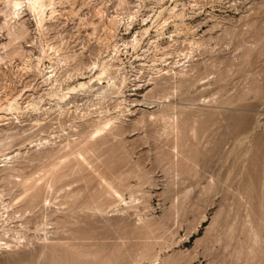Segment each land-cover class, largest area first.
I'll list each match as a JSON object with an SVG mask.
<instances>
[{
	"label": "rangeland",
	"instance_id": "obj_1",
	"mask_svg": "<svg viewBox=\"0 0 264 264\" xmlns=\"http://www.w3.org/2000/svg\"><path fill=\"white\" fill-rule=\"evenodd\" d=\"M125 1L53 0L25 44L44 66H2L1 161L19 152L10 166L44 182L23 199L1 169L0 202L18 214L0 264H264V0ZM57 43L68 82L48 58ZM97 61L119 69L90 90L78 68ZM188 61L189 90L160 98L152 69ZM53 65L54 87L42 75ZM107 120L118 135L90 141ZM63 145L74 148L60 164Z\"/></svg>",
	"mask_w": 264,
	"mask_h": 264
},
{
	"label": "bare ground",
	"instance_id": "obj_2",
	"mask_svg": "<svg viewBox=\"0 0 264 264\" xmlns=\"http://www.w3.org/2000/svg\"><path fill=\"white\" fill-rule=\"evenodd\" d=\"M53 3H54L53 0H0V34H2V37H4L5 38L4 40L6 41V43L0 44L1 45V48H0V71H1L4 63H6L7 61H12L16 58L28 57V60L30 63L29 66L32 65V63L34 62L35 56L32 54V51L28 50V48H31L32 46L31 45L28 47L25 46V44L28 45V44L33 42V41H31L32 31H31V27H30V25H31L30 24V20H31L30 17L33 16L36 19L38 26H42L44 17L47 14L48 10L52 9ZM125 4H126L125 0H120V6L125 5ZM53 12L54 11L52 9L51 14H53ZM102 13H104V11H102ZM99 16H102V15H99ZM118 17L119 16H117V18ZM128 17H129V20H132V22H133L134 17L132 15V13H130L128 15ZM110 22H111V24L109 26L110 27L109 29L112 31V30H116V28H114L112 26H115V25L118 26L120 20L118 22L116 20V17H114L110 20ZM145 26H147V25H145ZM128 27H129V23H128ZM128 27H127V30H129ZM148 30L149 29H146V32H148ZM147 35H149V34H147ZM29 39H30V41H29ZM60 42H62V41H60ZM124 45L126 46V49L129 46H131L133 49H135V48L137 49V46L139 45V40H138L137 36H134V39H133L131 44L125 43ZM62 46L63 45H58V43H57V45L51 46V48H50L51 53L48 55L49 56L48 58H51L52 56L58 57V63H57L58 66H59V64H62V65H64V67H66L65 69L63 68L62 76L65 78L64 82H68L71 79V76H73V75H71L72 72L70 74L69 73L70 70L68 71L69 62H71L72 56H69L67 53H65L63 51L65 49L64 48L65 45L63 47ZM140 49H142V48H140ZM118 53H119V51H117V54ZM144 53H148V51L144 50ZM35 60L37 61V63H36L37 70H39L40 67L44 66L43 60L41 58L37 57ZM80 66H81V68H78L79 71H83L86 69L91 70V73H92V77H91V81H90L91 87L90 86L87 87L86 84L81 85L82 87H84V88L87 87L90 90L96 86V82L99 83V82L103 81L107 76H109L110 72L113 69H116V70L119 69L116 65L109 63V62H105V63L99 65L98 61L92 62V64L89 65L88 67L86 65H84L83 63H81ZM190 68H192V64L190 61L185 62L183 65H181V69L179 71L178 70L176 71L175 69H171V70L165 69L164 70V69L153 68L152 72L155 73L154 75L156 76V78L152 79V81H154L155 89L158 90V92H159L158 94H159L160 98H163L164 100L167 99V101H168L169 95L168 96H167V94L164 95V93H166V91L169 90V88H171L170 90L177 89L178 85L184 86L187 88V90H189L190 87H189L188 83L191 81V78H192L191 72L193 71ZM44 69H45L44 72H42L43 79H45L44 82H46V83L52 82L51 85L53 87L55 86V84L61 83V80L59 79V76L57 75V72H56L57 66L53 65L52 71H47L48 68H44ZM143 70L144 69H141L140 71L142 72ZM83 78H85V77H83ZM83 78L81 77L82 80H83ZM140 79H142V77H140ZM177 79H179V84L177 83L178 82ZM163 84H165L166 87H163ZM123 85H124V83H123ZM135 86L137 87V86H139V84H135ZM136 90H139V89H135V91ZM66 96L67 95L63 96V98H62L63 101L66 99ZM159 100H161V99H159ZM162 103H164V102H162ZM152 104H154V103H149V105H152ZM163 117L165 118L164 115H163ZM36 123L38 125H40L39 121H37ZM122 123H124V122H122ZM116 125H118V124L115 122H112V120L100 122L98 124V126L96 127V130L90 136V141L95 140V138H99V137L102 138L104 136L106 137L108 135H112L113 133L116 132V130H120L121 127H123V125L121 127H119L120 125L119 126H116ZM173 125H175V124H173ZM116 135H118V134H116ZM10 138L13 139L14 137H10ZM48 144L50 145L51 143L48 142ZM71 144L72 143H70L69 145H71ZM75 144H78V143L76 142ZM4 145H5V147H8L11 144H9V143L8 144H2L1 143L0 147H4ZM38 146H40V145H38ZM59 147H60L59 149H57V150L51 149V151H56L57 155L54 156V159L55 160L59 159L60 164H64L67 161L65 159L67 157L65 152L67 151L68 148H70V150H71V148H74V147H68V146H64V145H63V147L62 146H59ZM78 150L74 151L75 154H77V158L84 161V162H87L85 157L81 154L82 152H79ZM40 151H41V149H40ZM51 151H49L47 149L46 153L51 152ZM20 154L21 153H19V152L17 155L6 154V155H4V159L2 161L0 158V164H1L0 165V171L2 168H4V169L9 168L11 173L8 175V178H6V179L4 178L3 180H7L10 182L14 181V183L16 185L23 187L24 192H25L24 193L25 195L23 194V199H25V198L27 199V197L29 196L28 191L31 189L30 186L34 183V181L36 183H38V182L41 183V181L44 182V180H41L38 177L39 180L36 181L35 180L36 178L34 179L33 175L32 176L31 175L22 176L21 172L19 170L13 168V165L10 166V164L15 163V161L17 160L18 156H20ZM32 190H34V189H32ZM29 193H30V191H29ZM32 195L33 194H31V196ZM116 195L121 200H123L122 197L119 196L117 193H116ZM37 198H38V196H37ZM27 201H29V200H27ZM48 201L49 200H46L44 202L47 203ZM24 202H26V200H24ZM35 204L36 203H34V205ZM51 205H52V203H51V201H49V206H51ZM44 206H46V204ZM30 207H32V206H30ZM33 209H34V207H33ZM17 214H18V212H12L10 210V207L8 205L6 206L4 202H0V231L2 232V234H0V246H2L1 242H4V245L7 248L8 247L10 248V246H11L10 241H7L5 239V236L9 235V238H11L12 237L11 234H13V235H14V233L16 234L17 231L15 229V226H12V224L14 223V220L17 218L16 217ZM21 225L24 227V225H26V224H24V222H22Z\"/></svg>",
	"mask_w": 264,
	"mask_h": 264
}]
</instances>
